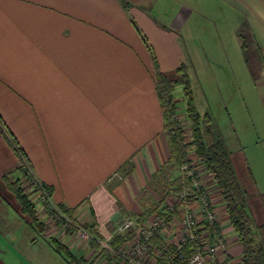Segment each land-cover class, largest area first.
Listing matches in <instances>:
<instances>
[{
    "label": "crops",
    "instance_id": "1",
    "mask_svg": "<svg viewBox=\"0 0 264 264\" xmlns=\"http://www.w3.org/2000/svg\"><path fill=\"white\" fill-rule=\"evenodd\" d=\"M190 25L224 26L239 45L245 31L261 49L264 0H0L1 224L20 213L3 182L20 165L11 139L34 179L51 188L48 203L74 209L75 224L94 225L100 239L111 241L129 218H152L159 198L146 200L147 191L170 158L155 73L171 78L186 64L181 32ZM32 197L47 217L46 200ZM172 203L159 213L173 215ZM181 205L201 214L198 201ZM251 207L264 224V206ZM223 220L220 238L238 259L241 246ZM9 233L0 229V264H32ZM62 242L76 257L108 263L95 246Z\"/></svg>",
    "mask_w": 264,
    "mask_h": 264
},
{
    "label": "trees",
    "instance_id": "2",
    "mask_svg": "<svg viewBox=\"0 0 264 264\" xmlns=\"http://www.w3.org/2000/svg\"><path fill=\"white\" fill-rule=\"evenodd\" d=\"M155 88L163 109L164 129L169 136L170 158L160 168L151 184L154 192L159 196V201L153 206L155 214L152 218L155 216L166 218L167 213H159V211H165L164 203L166 200L171 195H179L185 189L193 187L192 180L181 170L182 166L189 165L193 169L203 168L204 172L211 176L210 185L205 184L203 189L208 191L211 188L209 192H212V194L217 191L220 192L223 203L222 212L226 213V221L231 224L237 236V242L241 246V255L238 259H234L225 252L220 253L215 260H212L209 256L207 264H264V224L258 225L254 218L250 195L239 180L229 148L222 140L208 143L205 139L209 128L205 130L204 126L210 127L213 117L209 113L201 115L198 111L188 74V66L186 64L179 66L175 76L171 78L163 72H156ZM179 88H182L186 101L187 123H183L178 118L179 106L174 93ZM0 126H3L1 119ZM9 143L20 158V165L17 170L18 173L6 174L3 177V182L17 201L20 214L26 220L27 226L37 235L45 236L46 221L41 218L32 194L47 195L48 198L45 199L46 209L49 215L54 216L56 211L50 208L48 203L49 198H51V188L46 185L35 186L33 184L34 177L24 151L15 139H11ZM31 187L34 190L32 194L31 191L28 192ZM209 199L211 200L210 196ZM57 208L70 218L68 227L72 226V223L75 224L74 209ZM210 208L219 212L216 203ZM147 215H151V213H147ZM67 217L61 218L63 223L66 222ZM138 220L141 223L146 219L138 218ZM219 221L207 226L208 233L203 239L187 241L177 255H175L176 249L171 245L168 246L165 252L161 253L165 239L161 235H155L151 241V250L146 257L145 264H190V259L198 246L216 244L222 236L221 221ZM83 228L94 237L92 245L98 247L96 243L98 237L94 233V225L84 226ZM71 230L72 227L68 229L69 232ZM132 239L133 231L130 230L115 236L109 242L111 248L118 250ZM50 244L67 264H93V262H88L84 256H74L66 243H63L60 239L51 238ZM100 255L106 257L109 264H113L119 259L107 249H102ZM169 255L174 256L170 262L167 258Z\"/></svg>",
    "mask_w": 264,
    "mask_h": 264
},
{
    "label": "rangeland",
    "instance_id": "3",
    "mask_svg": "<svg viewBox=\"0 0 264 264\" xmlns=\"http://www.w3.org/2000/svg\"><path fill=\"white\" fill-rule=\"evenodd\" d=\"M199 26H194L195 31L190 32V25L188 30L181 34L184 42L187 39L188 48L183 45V51L186 55V65L196 106L201 115L209 113L213 117L210 127L204 126L205 130L209 128L205 139L208 143L218 140L225 143L232 153L239 180L248 190L251 200H258L261 205H264V44L263 48H257L256 40L252 35L249 36L247 32L241 31L243 38L242 44L239 45L240 42H236L233 38L234 33L225 32L222 28L224 26L219 25V29L211 26L213 31L210 32H203ZM209 36L215 44L205 41V37ZM244 42L246 46L243 45ZM174 96L179 106L178 118L183 123H187L186 101L182 88L177 89ZM202 171L204 183L209 186L211 176ZM152 195L159 198L156 192L149 190L146 200L149 201ZM208 195L212 203L215 202L220 208L218 217L225 218L224 220L220 218V221L227 220L226 213L222 212L223 203L220 192L213 194L209 192ZM19 216H21L20 213ZM19 216L16 217L17 219H9L6 224L0 223V229L5 232L9 230L14 240L18 239L17 245L20 252L32 264H66L64 258L53 250L50 244L51 238L61 239L64 242L75 238L76 241L85 242L84 246L87 243L89 252L93 248L94 237L89 236V239H84L81 233L88 231L79 225L72 223L70 226L72 230L69 232L70 227L63 223V219L51 215L45 217L40 214L43 221L47 222L48 236H39L22 220H19ZM63 216L66 215L63 214ZM150 221L153 222V219ZM149 223L147 221L146 225ZM224 223L235 235V243H238L231 224L228 221ZM169 224L170 232L180 230L178 223ZM131 231H133V238L136 239L135 231ZM96 243L98 244L96 248L101 250L111 248L110 242L106 239L98 237ZM124 246L118 249L119 259L113 264H135V262L125 261L126 257L122 258V253L128 250ZM112 249L115 250L113 247ZM96 264H105V261Z\"/></svg>",
    "mask_w": 264,
    "mask_h": 264
},
{
    "label": "built area",
    "instance_id": "4",
    "mask_svg": "<svg viewBox=\"0 0 264 264\" xmlns=\"http://www.w3.org/2000/svg\"><path fill=\"white\" fill-rule=\"evenodd\" d=\"M181 170L192 180V188L185 189L179 195H171L169 198L171 202L173 201L172 210L173 215L160 217L155 216L151 218L153 222L149 219L144 222L138 223L133 219L129 218L125 220L119 227L118 233L124 234L130 230H134L136 234V239L133 238L132 241H129L124 247L128 250L122 253V258H125V261L135 262V264H145L146 257L151 250V241L155 235H161L166 240L161 249V253L165 252L169 245L173 246L175 250V255L182 249V247L189 240H201L207 235V226L217 223L220 218L218 217V212L211 209L213 205L212 201L209 199L208 192L205 191L204 185V173L203 168H191L189 165L182 166ZM33 184L40 185V183L34 179ZM47 195L42 196V199H47ZM200 203L201 214L198 216L197 212L188 208L178 209L181 204H195L196 202ZM212 205V206H211ZM182 206V205H181ZM50 208L56 211L55 215L59 219L64 218L63 213L52 204ZM147 221L150 223L146 225ZM178 223L180 225V230L176 232H170L169 223ZM70 220L66 218L65 224L69 226ZM84 239H89V233L83 231L81 233ZM108 250L112 255L119 256L117 251L108 247ZM228 250L227 240L224 238L218 239L216 244H202L197 247L196 252L190 259V264H207L208 257L210 256L212 260H215L220 253H225ZM120 251V250H119ZM172 255H169L168 261L173 260ZM133 264V263H132Z\"/></svg>",
    "mask_w": 264,
    "mask_h": 264
}]
</instances>
